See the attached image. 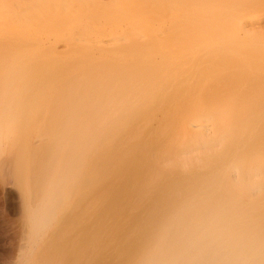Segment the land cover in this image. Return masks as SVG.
I'll list each match as a JSON object with an SVG mask.
<instances>
[{"label":"bare ground","instance_id":"bare-ground-1","mask_svg":"<svg viewBox=\"0 0 264 264\" xmlns=\"http://www.w3.org/2000/svg\"><path fill=\"white\" fill-rule=\"evenodd\" d=\"M8 67L14 72L26 71L25 76L22 77L24 84L27 82L32 84L31 75L34 78L39 76L42 78L39 84L46 94L51 97L57 93H59L57 96H65V100L58 96L61 101L53 97L56 98L53 100L58 110L57 116L62 111V108L57 106L58 103L69 106L81 120L91 115V109L98 105L102 108L101 106L105 105L106 111L101 110L105 112L103 113L104 119L109 114L110 118L112 117L115 121L110 135L104 138L105 141H102L104 143L100 147L97 146L99 147L98 152L105 157L108 155L110 162V165L107 164L108 161L106 163L109 165L107 169L105 168L107 171H100L101 174L106 172L103 173V177L97 179L101 181L108 177L105 186L111 190L113 199L120 194L118 192H121L122 188L125 189V194L127 188L128 198L122 195L126 197L125 202L129 201L130 197L132 201L131 194L136 189L140 194L145 193V199L142 198L145 200L142 205L144 210L141 209L139 215L136 212L138 217L142 216L143 223H140V217L138 223L139 220L135 218L136 214L131 215V217L134 216L137 224H135L136 221L135 223L131 221L130 224L134 223L136 227L133 229H139L140 234L138 233L139 237L134 242L129 243L128 238L130 237L126 235L130 234V227L133 226L132 224L129 225L130 227L127 226L129 229L126 231L124 223L127 220L124 221L126 217L129 218V212L134 211L133 209L138 206L140 208L141 204L135 207L133 205V209L130 206V211L126 213L129 208L126 210L123 201H120L126 212L120 205V208L118 205L117 208L122 210L121 214L124 211V214L128 215L125 218H123L125 215L122 216L116 222L127 232L126 234L122 231L123 234L120 235L122 229L114 228L113 230L111 226L112 235L108 233L107 236L108 230L106 229L109 226L106 227V225L111 221L107 216L106 219L109 222L104 217L107 224L104 225L103 220L97 221L106 228L101 225L100 232L104 229L105 236L99 232V234L95 233L99 230V224L95 226L96 229L91 224L89 229L96 230L94 234L101 235V241L103 237H106L109 247L116 246L119 244L118 238H123L128 240L126 245H129L131 249L124 248L115 253L111 250L113 254L108 253L109 248L106 252H99L102 244L106 243L100 244L101 241L98 238L99 243L96 242L101 247L98 250L96 248L98 245L92 247L94 241L91 242L88 239L90 236L88 233L92 235V232L90 230L88 232L87 228L83 239H88L89 243H93L91 247L88 245L89 251L91 248L94 250L96 248L95 252H99L96 253L98 256L93 255L95 252L92 253L90 262L96 256V259L99 257L102 260L105 259L102 264L107 261L110 264L111 262L116 264L117 261L118 264H264V0H0V72ZM10 78H8V84ZM32 91L30 92V89L26 91L27 98L25 99H23L26 96L25 91H22L21 94L25 96L22 95L23 100L21 101L26 100V103L31 101L28 95H31ZM39 91L34 94L37 95ZM65 92L72 97H66ZM31 98L33 100L34 96ZM45 100H43L44 105L47 102H44ZM21 101L17 103L22 104ZM25 102L21 106L24 107ZM51 103L53 101L46 104L51 106L49 110L52 109V112L49 111L52 117H47L48 120L54 118L53 111H56L54 110L56 107L54 106L53 109ZM44 105L40 108H44ZM65 105H63V111L66 112ZM27 106L25 107L28 108ZM89 107L91 108L88 115ZM96 108L94 110H97ZM71 111L70 116L73 115L76 118L74 112ZM99 111L100 109L94 115L97 123L103 118L97 117L98 114L101 115ZM121 114L122 117H119ZM39 116L41 118V115ZM56 118L60 121L59 117ZM68 118L67 120H70L73 117ZM90 118L88 117V120L84 118L81 122L83 123L84 120L87 121L83 124H87L88 121L92 122L94 117L92 120ZM110 118V123L107 121L109 126L113 122ZM68 122H66L67 125ZM107 122L104 124L106 125ZM51 124H46V126L49 127ZM58 124L59 122L56 128L61 126L62 129L54 128V133L55 130L59 132L63 130L64 124ZM77 125L76 120V128L70 124V130L68 126L66 127L69 132L73 129L75 133L74 129L80 130L81 123L78 128ZM97 125H93L94 128ZM102 125L101 127L105 126ZM53 127L55 125L49 129L52 131ZM104 128L98 127L92 130L93 133H88L96 135L99 129H102L100 131L102 133ZM119 128H125L124 132L119 131ZM45 130L46 128L41 130L43 133L40 131L41 135L38 132L37 137L29 131L26 136L28 144L33 146L32 142L43 136ZM66 130L64 132H67ZM82 130L77 131V134L71 132L74 135L73 139L67 137L69 141L71 139V144L68 142L67 145L69 149L71 145L75 147L78 145L74 139H81L82 136L76 138L75 135L78 136V133L82 135L85 132L84 130L81 133ZM47 132L46 130L44 134L46 138L43 136V139L39 138L34 142L42 143V140L48 138L49 132ZM100 132L97 133L98 136ZM61 136L58 134L54 138H60L59 142H64ZM86 137L88 138V135ZM86 137H83V140L85 138V141L89 140V143L90 140L93 141ZM87 141L85 145L89 148L91 145ZM44 144L42 145L45 146ZM39 145H34L38 148H31V154H33L31 155L33 158L29 156L31 161L34 160L35 155H37L35 160L40 155L36 150L42 149ZM50 145L48 143L45 151L51 147ZM53 145L55 147L50 149L53 148L55 151L53 149L52 152L50 151L51 160L54 155H57L56 150L59 148ZM80 146L81 149L85 148L83 145ZM76 148L75 152L80 151L77 153L81 158H78L77 154L73 158L79 159L80 164L85 155L82 154V157L81 149ZM72 149L68 151L70 154ZM40 150L39 153L42 152ZM53 152L56 153L52 154ZM47 153L49 151L45 156ZM143 153L144 156H142ZM25 154H23V160L27 159ZM49 156L47 155V158ZM63 156L65 159L62 158L61 161H67L69 156L62 155L61 157ZM18 158L21 157L18 156ZM50 159L48 161H51ZM18 162H20L19 159ZM102 162L99 164L97 161L99 166ZM23 163L21 164L24 168L27 162ZM48 163L53 164L52 161ZM69 163L73 165L76 162ZM31 164L29 170L37 167V164ZM88 167L84 169L85 173L91 170ZM44 169L46 170L47 166ZM20 170L24 172L23 169ZM69 171L70 169L66 172ZM45 173H43L44 176ZM63 173L61 175L64 176ZM99 174L96 177H99ZM30 175H32L30 177L32 182L35 177L31 172ZM94 175L92 178H95ZM44 176L42 175L43 178ZM89 178L85 180L92 179ZM46 180L43 182H47ZM98 180L93 179L92 181L96 183ZM152 180H158L156 186L150 184L154 182ZM151 185L154 188L158 187L156 189L158 193L151 192L153 190ZM85 186L87 187L84 184L81 190ZM106 187L102 193L106 192ZM119 188L121 190L116 192ZM44 189L42 188L41 191ZM88 190L87 188L85 193ZM109 190H107L108 194ZM58 192L56 190L55 193ZM100 192L101 190L96 197ZM115 192L118 195L115 196ZM105 194L104 196H108ZM35 196L37 199V196L40 198L41 195L36 194ZM82 196H80L81 202L78 201L80 197L77 200V203L83 206L82 210L79 209V215L76 211L78 219H74L77 220L79 226L80 224L87 225V220H90L86 210L92 213L96 209L94 207L100 210L103 204H100V207L95 206L93 199L95 196L90 194L88 196L92 198L88 197V201L84 203L87 205L84 206L82 203L86 196H83L84 199ZM104 196L101 200L106 198ZM99 197L95 199L98 204ZM117 198L120 200V197ZM107 199L102 202H107ZM138 199L140 200L139 197L137 201ZM101 200H99L100 203ZM135 202L134 204H137ZM85 207L94 210H85ZM108 208L104 210L107 213ZM115 209L116 207L111 209L113 211L110 213H113ZM114 213L110 214L112 218H115ZM121 214L118 213L116 216L119 217ZM115 219L118 220V218ZM115 219L114 224L111 221V225L117 224ZM115 229L119 230V233L116 231L117 235H113L112 231ZM77 232H81L79 236L81 239L84 231L77 230ZM134 233L131 235L136 236L137 232ZM96 236L94 237L97 240ZM132 238L133 236L130 239ZM123 239L121 241H124ZM91 240L94 239L91 238ZM83 244H88V242L85 241ZM123 247L126 246L123 244ZM117 248L121 249L119 245L116 246ZM93 262L92 264H95Z\"/></svg>","mask_w":264,"mask_h":264},{"label":"rangeland","instance_id":"rangeland-1","mask_svg":"<svg viewBox=\"0 0 264 264\" xmlns=\"http://www.w3.org/2000/svg\"><path fill=\"white\" fill-rule=\"evenodd\" d=\"M7 53H9V51H7V50H5ZM12 51V50H11ZM11 67V66H10ZM24 68H25V66H24ZM11 72V73H10ZM14 71H12L11 70V68H7V69H4L2 72H0V264H92V262H93V260H95L93 263H95V264H102V261L104 260L105 261V259H103L102 260V258L101 257H99L98 259H96V256H98L97 254L99 253V252H102V251H104V252H106V251H108V248H109V251H108V253L110 252V254H113V253H115V252H117V250H123L124 248L125 249H131L130 248V246L129 245H126V242L128 241H126L125 239H123V238H118L119 239V241H117V239H116V241L119 243V244H116V246L118 247V245H119V247H121V249H116V246H110L109 247V245H107L108 243L106 242L107 241V238H106V240H105V238L103 237V240L101 241V239L100 238H102L101 237V235H104V233L106 232L107 233V236H108V233L109 234H111L110 232V230H112L111 228H113V230H114V228H119V229H122V228H120L121 227V225L120 224H118L117 222L122 218V216H124L125 214V212H126V210H127V208H129L128 210H127V212L126 213H128L129 211H130V206H131V209H133L136 205L138 206V205H140L141 204V206H140V208H139V206L137 207V208H134L133 210L134 211H130L129 212V218L127 219V215H125L123 218H125V221L124 222H126V220H127V222L126 223H124V225L126 226V231L129 229L128 227H130L129 225H131L130 224V222L131 221H136V219H138L139 220V217H138V215L140 214V210L141 209H143V206L142 205H144V201L145 200H143V199H145V197L146 196H144L145 195V193H144V191H143V193L144 194H140L139 193V191L136 189V190H134V191H136L135 193H137L136 195H139V196H136L135 195V193H133L132 192V201H130L131 200V197L129 198V201L132 203V205H131V203H129V201H126L125 202V200H126V197L128 198V195L126 196V194H128L127 193V188H126V194H125V189L124 188H122L123 190H121L120 188L118 189V190H116V192L117 191H120L121 190V192H122V194H121V192H118V193H120L119 195H118V193H116L115 192V196H116V194L118 195L117 197H120V200H119V198H117V197H115V199H113V197H112V194H111V190H109L108 189V187H106L105 185H106V183H107V178L108 177H106V179H102V180H104V181H99L98 179H100L101 177H103V173H106V172H103L102 174H101V172L102 171H104L105 170V168L106 167H108L109 165H110V162L108 161V155L105 157V156H102V154H100L99 152H98V150L97 149H99V147L101 146V144H103L102 143V141H105L104 140V138H107L109 135H110V131H111V127H113V123L115 122L114 120H113V118H112V120H113V122H112V120H111V126H109L110 124V122H109V118H110V116H109V114H107L108 115V117L107 116H105V119H104V117H103V113H105V112H103V111H106V106L105 105H103V106H101L102 108H99L98 106H100V105H98V106H96V105H94V106H96L95 108L97 109V110H99L100 109V114L102 115H99L98 114V116L97 117H103L102 119H99L98 120V123H97V119L95 118V114H97V110H94L95 108H94V106H93V108L94 109H91L92 110V113H91V115H92V117H94V119L91 117V115H89V111H90V108L92 107H89V109H88V111H87V113H88V115L89 116H86V117H84V118H86L87 120H88V117L92 120V122L91 121H88L87 122V124L85 125V124H83L84 122H86L87 120H84V122L82 123L81 121H83V119L81 120V119H79L78 117H77V114H76V112H74V111H71V108L69 107V106H67V105H65V104H60L59 105V103H58V105L57 106H60L61 108H62V111H63V105H65L66 106V112L65 111H60L61 109H59V107H58V109H59V114H58V116H57V113H58V110H57V107L55 106V104H54V100H56V98H57V100H59V101H61V99H62V97H63V100H65V96H60V95H58V96H60L61 97V99H60V97H58L57 96V94H59V93H57L55 96L54 95H52L53 97H56V98H53V97H51L50 95H48V94H46V92L41 88V86H40V82L42 81L41 79V77L39 78V76H37V77H35L34 78V76H30L31 78L33 77V79H32V81L34 82H32V84H30V82H27V83H25L24 84V80L22 81V77L23 76H25V73H26V71H20V72H18V71H16V72H14ZM16 73V74H15ZM15 75H19V76H15ZM13 76H14V78H13ZM11 77V78H10ZM8 78H10V83L8 84ZM31 78H30V80H31ZM37 78H39L38 79V81H37ZM12 79V80H11ZM16 80H17V83H18V81H19V83L17 84L16 83ZM30 80H28V81H30ZM36 82V83H35ZM14 83H16V84H14ZM8 84V85H7ZM29 85V87H28V85ZM37 86H36V85ZM14 85V86H13ZM19 85V86H18ZM4 86V87H3ZM13 86V87H12ZM23 86V87H22ZM25 86V87H24ZM33 88H32V87ZM39 86H40V88H39ZM6 87H8V88H6ZM10 87H12L11 88V90H9L10 89ZM28 87V89H26ZM7 90H6V89ZM20 88H23L22 90L20 89ZM32 88V89H31ZM34 88L36 89V91H32V90H34ZM20 89V91H18ZM29 89H30V92L32 91V93H30L31 95H28V97L31 99V101L29 100V98H28V100H29V102H25L26 100H24V102L26 103L25 104V106H27V105H29V107L28 108H26L25 106L23 107V106H21V105H23L24 104V102H22L21 100H23V99H25V98H27V93H26V91H29ZM6 90V91H5ZM9 90V91H8ZM38 90H40L39 92H38V94L36 95V94H34V93H36ZM2 91V92H1ZM22 91H25L24 93L26 94V96L24 95V94H21V93H23ZM45 92V93H44ZM39 93H41V94H39ZM44 93V94H43ZM62 93V92H61ZM64 93V92H63ZM66 93V92H65ZM45 94H46V96H45ZM22 95H23V97H22ZM38 95H39V97H38ZM66 95V97H69L68 96V94L66 93L65 94ZM32 96H34V99L32 100ZM35 96H37L36 97V99H35ZM40 96H41V98H40ZM70 97H72V95H70ZM69 97V98H70ZM23 98V99H22ZM48 100H47V99ZM51 98V99H50ZM38 99H39V101H38ZM46 99V100H45ZM50 99V100H49ZM54 99V100H53ZM66 99H68V98H66ZM27 100V101H28ZM37 100V101H36ZM43 100H45L44 102H46L45 103V105H44V103H43ZM63 100H62V103H63ZM19 101H21L22 102V104H20V103H17V102H19ZM49 101V102H48ZM51 101H53V103H51L52 104V108L54 109V106L56 107L54 110H56V111H53L54 113H56V115L53 113V115H54V118H50V120H52V121H50V120H48L49 118H47V117H52V116H50V113H49V111L50 112H52V109H50L49 110V108L51 107H49V105H46V104H49ZM58 101V102H59ZM30 102L32 103L31 105H30ZM34 102V103H33ZM3 103H4V106H3ZM29 103V104H28ZM37 103V104H36ZM43 103V104H42ZM16 104V105H15ZM17 104H19V105H17ZM34 104H35V106H34ZM38 104H40V105H38ZM57 104V103H56ZM42 105H44V108H40ZM64 106V107H65ZM4 107V108H3ZM68 107V108H67ZM26 110H25V109ZM37 108V109H36ZM69 108H70V111L71 112H74V114L76 115L75 117L77 118H74V116L73 115H71L70 116V111H69ZM108 108V107H107ZM128 109L130 108V107H127ZM42 109V110H41ZM44 109V110H43ZM21 110V111H20ZM30 110V111H29ZM39 110H41L40 112H39ZM47 110V111H46ZM65 110V109H64ZM94 110V111H93ZM101 110H103V111H101ZM24 111V112H23ZM108 111V110H107ZM130 111H131V109H130ZM6 112V113H5ZM19 112H20V116H19ZM39 113V114H37V113ZM62 112V113H61ZM65 112V113H64ZM25 114V116H24V114ZM60 113H61V115H64L65 117H66V115H67V117H66V120H65V117L64 116H61L60 115ZM109 113V112H108ZM122 113V112H121ZM6 114V115H5ZM48 114H49V116H48ZM71 114H73V113H71ZM39 115H41V118H39L40 116ZM46 115V116H45ZM34 116V117H33ZM59 117V119H60V121L56 118V117ZM73 117L72 119L70 118V117ZM35 117H36V119H35ZM38 117V118H37ZM64 119H63V118ZM70 118V120H67V118ZM108 119H107V118ZM119 117H122V114L119 116ZM68 118V119H69ZM110 118V119H111ZM45 119V120H44ZM54 119V120H53ZM107 119V120H106ZM10 120V121H9ZM57 120V121H56ZM72 120V121H71ZM75 120V121H74ZM76 120H77V128H78V126H79V124L81 123V125L79 126V128H80V130L79 129H74V131H75V133L77 134V131L78 132H80L82 129H84L85 128V126H86V129H84L85 130V132L83 133V131L84 130H82V132L81 133H83L82 135H80V133H78L79 135L77 136V135H75V137L77 138V137H79V138H81V136H82V138L81 139H78L77 138V140L76 139H74V141H76V143L78 144L76 147L74 146V145H71V146H74L76 149H81V148H79V147H81L80 145H83V147H85L86 148V145H85V142L87 141H85V138H84V140H83V137H86L87 135H88V138L87 139H92L93 141H91L90 140V143H89V140L87 141V143L89 144V145H91V146H89V148L87 147L86 149L85 148H83V149H81V155L83 154V155H85L84 157H83V155H82V161H81V163L79 164V162H78V160L79 159H74L73 158V156H75L76 154L78 155L79 153H77V152H80V151H76L75 152V148L74 147H72V148H74V150L71 148V146H70V149H72L73 151H72V153L70 154V152H68L70 149H69V146H67L69 143L71 144V139H73V137H74V135H72V134H75V133H73V129L69 132V130H70V126H72V125H74V127L73 128H76ZM80 120V121H79ZM96 120V121H95ZM101 120V121H100ZM33 121V123H31ZM42 121H44V122H42ZM48 121H50L49 123L51 124L49 127L51 128L53 125H55V127H53L52 128V131H53V129L55 128V129H59V130H61L62 129V127L60 126V128H56L57 127V122H59V124L58 125H60L62 122V124H64L63 125V132L62 131H57V130H55V133H54V131L52 132L50 129H49V127H48V125L46 126V124H49V123H45V122H48ZM64 121H66V122H68V125H67V123L66 122H64ZM109 123H108V122ZM36 122V123H35ZM75 124H74V123ZM90 122H91V124H90ZM94 122H95V124L97 125V124H99L100 126H98L97 125V127H95V128H97L98 129V127H100V128H104V130L102 131V133L100 132L102 129H99L98 130V132H100L99 133V135L100 136H98V132H96V135H89V133H93L92 132V130H94L95 128H94V126H95V124H94ZM101 122H103V123H101V124H103L102 126H104L105 124H104V122H107L106 123V125L104 126V127H101V124L100 123ZM53 123H55V124H53ZM24 124V125H23ZM36 124V125H35ZM61 124V125H62ZM69 124H70V126H69ZM88 124H90L89 126H88ZM23 125V126H22ZM34 125V126H33ZM37 125L40 127V125H41V128L39 129V127H37ZM82 125H83V128L81 129V127H82ZM85 125V126H84ZM91 125L93 126V127H91ZM66 126H68V128H69V130H68V128L66 127ZM88 126V127H87ZM59 127V126H58ZM64 127H66V128H64ZM107 127H110V128H108L107 129ZM36 128V129H35ZM46 128V130L49 132V134L47 135V133H46V135L48 136V138L47 139H45L46 138V136L44 135L45 134V131H44V134H43V136L45 137L44 139L45 140H42L43 139V136H41V137H38L37 139H39V138H42V139H40V140H42V143L41 142H39V144H41V145H39L38 144V142L37 143H35L36 141H37V139H36V141L34 140L36 137H37V135H38V132H39V134L43 131V129H45ZM89 128V129H88ZM93 128V129H92ZM32 129V130H31ZM38 129H39V131H38ZM67 129V130H66ZM91 129V130H90ZM97 129L95 130V131H97ZM106 129V130H105ZM125 129V128H124ZM124 129H121V128H119L118 130L119 131H121L122 133L124 132ZM33 130H35V131H33ZM42 130V131H41ZM67 131V132H64V131ZM88 130H90V131H88ZM27 131V132H26ZM29 131H30V134L31 133H33L32 135H35L34 136V141L32 142L33 143V146L31 145H29L28 143L29 142H27V140H26V136H27V134H29ZM31 131H33V132H31ZM41 131V132H40ZM109 131V132H108ZM51 132H52V135H50L51 134ZM71 134V132H72V134H71V136H70V134ZM89 132V133H88ZM106 132H108V134L106 133ZM43 133V132H42ZM41 133V134H42ZM56 133H58L59 134V136L60 135H62L61 137L63 138H61L62 140H64V142L63 141H60L59 142V140H60V138L59 139H56V138H54L56 135H58V134H56ZM63 133H68V134H63ZM106 133V135H103V134H105ZM40 134V135H41ZM13 135V136H12ZM84 135H86V136H84ZM39 136V135H38ZM49 136H51V138L49 139ZM90 136H95V138H90ZM12 137V138H11ZM69 137H71V139H70V141H69V139L68 138ZM97 137V138H96ZM22 138V139H21ZM54 139H55V141H54ZM96 139V140H95ZM9 140V141H8ZM52 140L54 141V142H52ZM56 140H58L57 142H56ZM66 140H67V142H66ZM83 140V144L81 143V141ZM21 141H23V143H21ZM48 141V142H47ZM78 141V142H77ZM69 142V143H68ZM93 142V143H92ZM37 144V145H39V147H41L42 149L40 150V148H39V150H40V152L41 153H39V150L38 149H36L37 151H38V154H40V155H38V158L35 160V158H36V156L37 155H35V157H34V160L33 161H31L30 160V157L29 156H31V155H33V154H31V148L32 147H36V148H38V146H34L35 144ZM44 143H46V144H44ZM48 143H49V145L51 146V147H53L54 145L53 144H55V145H57V146H59V148H57V150H56V152H53L52 154H57V155H54V158H53V160H51L50 158L52 157L51 155V157L49 156V154H50V151L55 147H53L52 149H50L51 147L50 146H48V147H50L47 151H49V153H47V155L49 156L48 158L53 162V164H51L50 165V163H48V162H51V161H48L49 159L47 158V155L45 156V154H46V152L47 151H45L46 149H47V145H48ZM57 143V144H56ZM74 143V142H73ZM76 143H74V144H76ZM23 144V145H22ZM42 144H44L45 146H43ZM58 144H60V145H58ZM7 145H8V147H7ZM28 145V146H27ZM20 146H22L21 148H20ZM30 146V147H29ZM61 146H63V147H61ZM97 146H99L98 148H97ZM27 147H28V149H27ZM44 147V148H43ZM46 147V148H45ZM22 148H24V149H22ZM96 148V149H95ZM66 149V150H65ZM69 149V150H68ZM95 149V150H94ZM20 150H24L23 152L21 151L20 152ZM35 150V149H34ZM44 150V151H43ZM36 151V152H37ZM53 151H55V149H53ZM84 151V152H83ZM87 151V152H86ZM95 151V152H94ZM97 151V152H96ZM52 152V151H51ZM83 152V153H82ZM26 153V154H25ZM34 153V152H33ZM66 153V154H65ZM93 153V155H94V157H93V155L91 156V154ZM22 155V156H20V155ZM23 154H25V155H27L26 157H27V159H26V157H25V159L26 160H30L29 162L30 163H34V164H37L36 166L37 167H39V169L36 167V168H34V169H30L29 170V168H30V166H32V164L30 165V163L28 162V161H26V160H23V158H24V155ZM37 154V153H36ZM70 154V155H69ZM62 155H67V156H69V158L67 159V161H65V162H63V161H61L62 160V158L63 159H65V157L63 156V157H61ZM80 155V154H79ZM78 155V158L80 157L81 158V156H79ZM99 155V156H98ZM18 158V156L19 157H21V158H18L19 159V161L20 162H18V159H16V157ZM39 156H40V158H39ZM57 156V157H56ZM142 156H144V153H143V155ZM141 156V157H142ZM55 157H56V159H55ZM93 157V158H92ZM97 157V158H96ZM104 157V158H103ZM31 158H33L32 156H31ZM44 158V159H43ZM47 158V159H46ZM67 158V157H66ZM75 158H77V156L75 157ZM91 158V159H90ZM103 158V159H102ZM105 158H107V159H105ZM39 159V160H38ZM40 159H41V161H40ZM43 159V160H42ZM55 159V160H54ZM74 159V160H73ZM101 159V160H100ZM14 160H16V161H14ZM23 160V161H22ZM72 160V161H71ZM89 160V161H88ZM37 163H36V162ZM40 161V162H39ZM42 161H44L43 162V165H41L42 164ZM55 161V162H54ZM76 162V163H74L73 165H70L71 163H69V162ZM92 161V162H91ZM93 161H96V163H95V165H94V163H93ZM97 161H98V163L100 164L102 161H104V162H102V165H100L99 166V164L97 163ZM106 161V162H105ZM107 161H108V163H107ZM23 162H27V163H25V166L26 167H24L23 168V165H24V163ZM61 162H63V163H61ZM78 162V163H77ZM86 162V163H85ZM16 164V166L14 165V164ZM20 163V164H19ZM21 163H23V165L21 164ZM29 163V164H28ZM66 163V164H65ZM83 163H85V165L83 164ZM88 163H90V164H88ZM103 163H105V164H103ZM109 164V165H107V164ZM20 166H19V165ZM46 164V165H45ZM76 164V165H75ZM10 165V166H9ZM22 165V166H21ZM29 165V166H28ZM82 165H84V167L82 166ZM90 165H91V167H90ZM94 165V166H93ZM99 167H98V166ZM105 165V166H104ZM107 165V166H106ZM18 166H19V170L17 169L18 168ZM46 166H47V169L45 170L44 168H46ZM53 166V167H52ZM63 166H65V167H67V169L66 168H64ZM79 166H81V167H79ZM87 166H89L88 168H90V169H88V170H90V171H88L87 173H85V170L84 169H86L87 168ZM92 166H93V168H92ZM12 167V168H11ZM28 167V168H27ZM59 167V168H58ZM62 167H63V171H65L64 169H66V171H68L69 169H70V171L67 173L66 171H65V173H63V171H62ZM97 167V169H98V172H97V169H95ZM104 167V168H103ZM8 168V169H7ZM27 170H26V169ZM33 168V167H32ZM72 168V169H71ZM74 168V169H73ZM82 168V169H81ZM103 168V169H102ZM15 169V170H14ZM20 169H23L24 170V172L23 171H21ZM53 169V170H52ZM60 169H61V171H60ZM107 169V168H106ZM109 169V168H108ZM48 170V171H47ZM81 170H82V172H81ZM95 172H94V171ZM102 170V171H101ZM12 171V172H11ZM16 171H18V173L16 172ZM26 171V172H25ZM29 171V172H28ZM33 171V172H32ZM44 171V172H43ZM45 171H47L46 173H45ZM101 171V172H100ZM105 171H107V170H105ZM16 172V173H15ZM30 172L33 174V176L35 177V178H33L34 180L36 179V181H30V180H32L30 177L32 176V175H30ZM50 172L52 173V174H50ZM77 172V173H76ZM43 173H45V176H44V174ZM49 173V174H48ZM58 173H59V175H58ZM64 174V176L63 175H61V174ZM82 173V174H81ZM98 173H100L98 176L99 177H96V175ZM36 174H38L37 176H36ZM40 174V175H39ZM44 176V178L42 177V175ZM49 176H48V175ZM75 174V175H74ZM78 174V175H77ZM79 174H81V175H83V176H81V175H79ZM93 174H95L94 176H95V178H92V175ZM46 175H47V177H46ZM102 175V176H101ZM105 175V174H104ZM106 175H108V173L106 174ZM105 175V176H106ZM15 176V177H14ZM39 176V177H38ZM41 176V177H40ZM70 176V177H69ZM76 176V177H75ZM89 176H90V178H92V179H90L89 178ZM93 176V177H94ZM25 177V178H24ZM57 177V178H56ZM84 177V178H83ZM89 178L90 180H85L86 178ZM48 179V180H46V179ZM52 180V181H50V179ZM62 178V180L60 181V179ZM65 178V179H64ZM74 178V179H73ZM78 178V179H77ZM81 178H83L82 180H81ZM98 178V179H97ZM134 178H135V176H134ZM21 179V180H20ZM39 179H41V181L39 180ZM71 179V180H70ZM95 180V181H97L98 180V182H96L95 183V181L93 182L92 180ZM97 179V180H96ZM133 179V178H132ZM151 179H153V178H151ZM155 179V178H154ZM23 180V181H22ZM26 182H25V181ZM37 180H39V181H37ZM47 181V182H43V181ZM56 180H57V183H56ZM65 180V181H64ZM78 181V183H77V181ZM133 180H135V179H133ZM20 181H22V182H20ZM29 181L32 183H29ZM59 181V182H58ZM80 181V182H79ZM152 181H154L153 183H151L150 182V184H152V185H155L156 186V183H157V181L158 180H152ZM37 182V183H36ZM39 182V183H38ZM90 183V185H88V183ZM91 182H93V183H91ZM101 182V183H100ZM44 185H43V184ZM46 183V184H45ZM60 185H59V184ZM94 183H95V185H94ZM33 184H35V185H33ZM77 184V185H76ZM78 184H81L80 186H78ZM82 184H83V186H84V184H86L87 185V187L85 188L84 187V189H82L81 190V188L83 187L82 186ZM100 184V185H99ZM39 185V186H38ZM43 185V189L44 190H42L41 191V186ZM92 185H94V186H92ZM151 185V186H152ZM158 185V184H157ZM61 186V187H60ZM92 186V187H91ZM57 187V188H56ZM60 187V188H59ZM105 187H106V189L107 190H109V194H111V196H109V194L107 193L108 191L106 190V194L108 195V196H104V194L105 193H102V192H104L103 191V189L105 190ZM89 189V190H91V192L88 190L87 191V193H85L86 192V189ZM96 188L97 189V191H96V189L94 190V189ZM158 187H153L152 186V189L153 190H151V192L152 191H154V193H155V191H156V189H157ZM59 189H61V190H59ZM56 190H57V192H58V190H59V192L58 193H55L56 192ZM81 190V191H80ZM101 190V192L98 194V196L96 197V195H97V193L99 192ZM55 191V192H54ZM80 191V192H79ZM141 191V193H142V190H140ZM158 191V190H157ZM156 191V193H158ZM64 192H66V193H64ZM79 192V193H78ZM82 192H84L83 194L86 196H84L83 194H80V193H82ZM90 192V193H89ZM94 192V193H93ZM101 193L103 194V196L104 197H106V198H108L107 199V202L106 201H103L102 202V200H106V198H102V200H101V197H103L102 195H101ZM154 193H152V194H154ZM155 193V194H156ZM36 194H38L39 196H40V198H38V196H37V199H36ZM54 194V195H53ZM94 195L95 196V198L93 197V199H94V203H95V206H101L100 204H102V206L100 207V210H99V208L98 207H94V205L92 206V208L94 207V209H92V208H87V207H85L84 209L86 210V209H89V211L90 210H94L92 213H97L96 215L95 214H92L91 212H88L87 210H86V212L88 213V218L90 217V220H87V221H85V222H87V225H85V223H84V225L85 226H83L82 224H80V226L79 225H77L78 224V222H77V220H74V219H78L77 217H76V211L78 212V214L77 215H79V209L81 208V210H82V205H79L78 203H77V200L79 199L78 197H80V196H84L85 197V200L83 201V203L82 204H84L86 201H88L87 199H88V197H90V198H92L91 196H88V195ZM105 194V195H106ZM125 194V195H124ZM134 194V195H133ZM152 194H151V196H152ZM32 195V196H31ZM52 195H53V197H52ZM80 195V196H79ZM99 195H100V197H99ZM126 196V197H123V196ZM141 195V196H140ZM31 196V197H30ZM59 196H60V198H59ZM83 196H82V198H83ZM155 196V195H154ZM100 198V199H98V202H99V204L98 203H96L97 201H95V199L96 198ZM112 197V198H111ZM121 197H123L122 199H121ZM134 197V198H133ZM137 197H139L140 198V200L139 201H137ZM45 198V199H44ZM89 198V199H90ZM35 199V200H34ZM84 199V198H83ZM82 199V200H83ZM93 199H91V200H93ZM110 199H113L112 201L110 200ZM116 199H118L117 201H116ZM124 199V200H123ZM99 200H101V203H100V201ZM110 200V202H109V204H108V201ZM56 201V202H55ZM58 201H60L59 202V205H58ZM79 202H81V197H80V199L78 200ZM90 201V200H89ZM120 201H123V204L125 205V209H124V205L122 204V203H120ZM136 201V202H135ZM92 202V201H91ZM106 202V203H105ZM117 202V203H116ZM134 202L135 203H137V204H134ZM57 203V204H56ZM90 203V202H89ZM128 203V204H127ZM140 203V204H139ZM143 203V204H142ZM78 204V205H77ZM91 204V203H90ZM97 204V205H96ZM121 204H122V206H121ZM130 204V205H129ZM52 205V206H51ZM85 205H87V204H84V206ZM104 205V206H103ZM113 205V206H112ZM117 205H118V207H119V205H120V207L125 211H123V214H121L122 213V210L120 209H118L117 208ZM134 205V207L132 208V206ZM54 206H56L55 207V209H54ZM77 206H79L78 208H77ZM112 206V207H111ZM109 207V208H108ZM116 207V209H118L119 211H121V212H119L118 210H117V212L119 213V214H121V216H119V217H117L118 216V213H116V209H115V213H116V215H115V213H114V217L115 218H118V220L117 219H115V218H112L111 217V215L113 214V213H110V212H112L111 211V209H113V208H115ZM119 207V208H120ZM47 208V209H46ZM97 208H98V210H97ZM105 208H108L109 209V211H108V213H107V211L105 212L104 210H106ZM77 209V210H76ZM137 211H136V210ZM97 210V211H96ZM144 210V209H143ZM45 211V212H44ZM49 211V212H48ZM101 211H104L103 213L101 212ZM134 212V213H133ZM136 212H138L137 214H136ZM143 212V211H142ZM141 212V213H142ZM48 213V214H47ZM86 213V214H87ZM90 213V214H89ZM103 215H102V214ZM107 213V214H106ZM111 215H110V214ZM132 213V214H131ZM44 214V215H43ZM46 214V215H45ZM83 214V213H82ZM101 214V215H100ZM135 214L137 215V216H135ZM143 214V213H142ZM39 215V216H38ZM81 215V214H80ZM84 215H85V211H84ZM96 217H95V216ZM100 215V216H99ZM110 215V216H109ZM131 215H134L135 216V218H133V217H131ZM98 216H99V218H98ZM106 216L107 217H110V220L111 221H113L114 219H115V222L117 223V224H115V225H111V221L109 222V220L107 221V219H106ZM80 217V216H79ZM82 217V216H81ZM102 217H103V219H102ZM104 217H105V220L107 221V222H109V224L108 225H106V227H108L107 229L102 225V227L103 228H105L106 229V231H104V229H103V232L101 231L100 232V230H101V225H100V223H98L97 221H100V220H103L102 221V223L104 222V225L105 224H107L105 221H104ZM142 217V216H141ZM140 217V218H141ZM85 218L87 219V216L85 215ZM133 218V219H132ZM92 219H97L96 220V222H95V220H93L92 221ZM129 220V221H128ZM47 221V222H46ZM79 221H80V219H79ZM77 222V223H76ZM83 222H84V220H83ZM90 222V223H89ZM140 222V220L138 221V223ZM76 223V224H75ZM96 223H97V225H96ZM135 223V222H134ZM133 223V224H134ZM140 223H143L142 222V218H141V222ZM91 224L94 226V228L96 229V227L98 226V224L100 225L98 228H99V230H97V232H95L94 231V229H93V231H91V229H89V227L91 226ZM113 224H114V221H113ZM121 224H122V222H121ZM127 224V225H126ZM131 225V226H133V227H130L131 228V230L133 231V230H135V229H133V228H135L136 227V225ZM135 224H137V221H136V223ZM82 225V226H81ZM119 225V227H116V226H118ZM123 225V224H122ZM123 225V226H124ZM140 226H141V224H139ZM77 226H78V228H77ZM87 226V227H86ZM93 226L91 227V228H93ZM96 226V227H95ZM111 226H113V227H111ZM128 226V227H127ZM111 227V228H110ZM137 227H139V226H137ZM86 228V229H85ZM87 228H88V232H89V230L92 232V235H91V233L89 232L88 233V235H90V236H88L87 234V236H88V239H90V241L91 242H93L94 243V245H92L93 243H89V241H88V239H83L84 238V236H85V231L87 230ZM97 228V229H98ZM110 228V229H109ZM125 228V227H124ZM77 230H79V231H84L83 233H82V237H80L81 239H79V236H80V233H78L77 232ZM131 230H130V234H128V235H131V233H133V234H135L134 232L136 231L137 233H136V236L135 235H131V236H133V238L132 239H130L131 238V236H128V235H126L127 237H130V238H128L130 241H129V243L130 242H134L138 237H139V234H140V231H139V229H136L135 231H133V232H131ZM138 230V231H137ZM116 231H118V233H119V230L118 229H115V231H112L113 232V235L114 234H116L117 235V232ZM122 231H123V233H127L125 230H121V233H120V235L121 234H123L122 233ZM94 232L95 233H100L101 235H97L96 236V234H94ZM115 232V233H114ZM98 233V234H99ZM105 233V234H106ZM128 233H129V231H128ZM139 233V234H138ZM79 234V235H78ZM112 235V234H111ZM94 236H96V238H97V240L95 239V237ZM105 236V235H104ZM118 236H119V234H118ZM90 237V238H89ZM115 237H117V236H115ZM87 238V237H86ZM91 238L92 239H94V240H91ZM98 238L100 239V241H101V243L100 244H102L103 242H105L106 244H102V247L100 248L99 247V245L97 244V242L99 241L98 240ZM124 240V241H121V240ZM84 240V241H83ZM83 241V242H82ZM85 241H87L88 242V244H83V243H85ZM97 241V242H96ZM99 243V242H98ZM96 244V245H95ZM123 244H124V246H126V247H123ZM87 245V246H86ZM91 247V245H92V247L94 246V247H96L97 245H98V247H96L97 248V250L99 249V252L97 253V252H95V250H96V248H95V250H94V248H91L90 249V251H89V246ZM105 245V246H104ZM89 247V248H88ZM104 248H106L105 250H104ZM115 248V250H113ZM103 249V250H102ZM96 250V251H97ZM113 251V253H112V251ZM91 253V255H90V253ZM93 252H95L93 255H96L95 257H93V260H92V262H90L91 261V256H93L92 255V253ZM97 253V254H96ZM104 254V253H103ZM100 256V255H99ZM96 260H98V262H96ZM101 261V262H100ZM109 263V261H107V262H105V264H108ZM119 262L117 261L116 262V264H118ZM103 264H104V262H103ZM110 264V263H109ZM111 264H113L112 262H111Z\"/></svg>","mask_w":264,"mask_h":264}]
</instances>
